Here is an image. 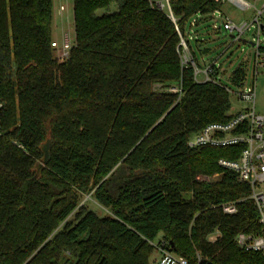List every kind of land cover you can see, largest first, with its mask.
<instances>
[{
	"label": "trees",
	"instance_id": "trees-1",
	"mask_svg": "<svg viewBox=\"0 0 264 264\" xmlns=\"http://www.w3.org/2000/svg\"><path fill=\"white\" fill-rule=\"evenodd\" d=\"M73 2L76 42L61 62L51 45L53 0H0V264H150L165 227L190 228L197 254L176 240L158 243L191 264L198 256L264 264L262 253L236 242L259 233L249 186L218 165L242 146L188 145L206 125L230 119V91L195 80L174 22L148 0ZM170 3L184 35L198 11L209 30L221 6ZM193 41L199 65L198 51L210 49L205 38ZM245 78L242 66L230 76L239 88ZM217 171L216 181L197 179ZM92 178L98 187L87 191ZM85 195L107 213L88 209ZM239 199L235 215L214 207ZM215 229L219 238L206 241Z\"/></svg>",
	"mask_w": 264,
	"mask_h": 264
},
{
	"label": "built area",
	"instance_id": "built-area-1",
	"mask_svg": "<svg viewBox=\"0 0 264 264\" xmlns=\"http://www.w3.org/2000/svg\"><path fill=\"white\" fill-rule=\"evenodd\" d=\"M161 11L167 13L175 24L178 32L179 52L183 64L191 63L194 67V76L197 82L215 81L221 84L219 77L214 78L216 69L219 68L217 60L212 61L205 66L203 70L194 61L189 47L190 40L199 39L198 28L203 26V20L207 15L200 11L196 12L187 25V33L184 35L178 24L177 18L173 13L170 0H148ZM222 5L229 2L243 11H252L253 17L248 21L239 23L234 22L226 16L221 8H217L210 17L212 30L215 32L224 31L230 33L234 41L246 42L251 44L255 50L254 58V81L251 85H243L237 93L238 98L247 105L235 114H230V119L226 122H214L206 125L201 131L192 135L188 140L190 147L199 146H242L240 155L237 159L221 158L218 165L224 170L233 171L237 175V180L249 186L250 193L247 197L256 208V222L259 227V233H239L236 236L237 244L247 251L260 252L264 257V115L256 111L257 99V77L259 71L264 68V0H215ZM61 11L65 10L62 5ZM255 28L256 33L247 41L244 35ZM52 47L58 52L59 61H65L73 47L71 36L64 32L61 42L52 41ZM203 74V80L198 78L199 73ZM223 85V84H221ZM227 90L229 88L225 86ZM172 92H182L179 87H172ZM4 103L0 100V110ZM2 131L0 128V137ZM201 182H211V176L207 174L200 175L197 178ZM90 198V196H88ZM244 199L223 202L216 209L226 215H235L239 212V206ZM160 253L159 258L154 264H191L184 256L169 251L164 247V243L158 244ZM197 264H202V258L198 256Z\"/></svg>",
	"mask_w": 264,
	"mask_h": 264
},
{
	"label": "rangeland",
	"instance_id": "rangeland-1",
	"mask_svg": "<svg viewBox=\"0 0 264 264\" xmlns=\"http://www.w3.org/2000/svg\"><path fill=\"white\" fill-rule=\"evenodd\" d=\"M54 11L60 7V5H63L65 7L66 13L69 16V20L66 22V26H63V32H61V26L58 28L59 31H56L53 27V41L61 42L62 36L64 32H68V34L71 36V40L73 44L76 42L75 37V25H74V12H73V0H54ZM117 6L115 4L111 5V9L115 10ZM222 12L231 18L234 22L239 23L242 21H250L253 17L252 11H243L236 7L235 5L225 2L221 6ZM104 9H100L98 11L99 14L104 13ZM210 24V31L206 36V43L203 46L204 49H210V52L207 53H200L198 51V62H199V68L203 70L206 65L211 63L212 61L217 60V63L220 68V76L219 79L221 83L230 89V101H231V107L229 110L230 114H235L242 110L247 104L242 102L238 98V91L239 87L235 86L231 80L230 76L232 75L233 71L238 68L239 66H242L246 72V78L244 83L246 85H251L254 81V58L256 50L255 48L246 42H239L234 41V39L231 37L230 33H226L224 31L215 33V31L212 30L211 27V21H209ZM205 27V26H204ZM203 30H206V27L203 28ZM256 29L251 28L245 35L244 38L247 41H250L251 38L255 35ZM191 47H195V42L193 40H190ZM55 56L58 55V52L56 49L54 50ZM203 74L200 72L198 75L199 80H203ZM257 99H256V111L260 114L264 115V68L259 71V75L257 77ZM156 87L162 91V92H170L171 88L168 87H162V85L158 84ZM174 87V86H173ZM172 92V91H171ZM40 165V163L38 164ZM203 175V173L198 174L197 178ZM207 175L211 176L212 181H216L220 178L221 173L219 171L214 173H208ZM95 179H91L90 186L88 187V190H96L98 186L95 184ZM86 192V191H85ZM89 195H85L83 197V202L86 201L87 208L90 210L95 211L98 215L104 216L107 211L104 209L95 199L88 198ZM194 221V220H193ZM191 222V224L193 223ZM190 224V227H191ZM201 236L205 235V231L201 230ZM221 235L219 229H215L213 232L206 235V241L208 242H214L219 236ZM165 238H164V237ZM160 239L169 241V240H176L178 242L179 246L184 251H193L194 254H197V241L195 238H193L190 234V228L185 233L182 232H175L172 228L165 227L164 230L159 234V236L154 240V242H151L153 246V251L150 256V264H154L157 259L160 256L159 250H158V242ZM175 253V252H174Z\"/></svg>",
	"mask_w": 264,
	"mask_h": 264
},
{
	"label": "crops",
	"instance_id": "crops-1",
	"mask_svg": "<svg viewBox=\"0 0 264 264\" xmlns=\"http://www.w3.org/2000/svg\"><path fill=\"white\" fill-rule=\"evenodd\" d=\"M54 2V0H53ZM62 5H60L61 7ZM222 6V5H221ZM220 6V8H221ZM60 7L57 8L55 11H54V8H53V23H52V28L54 27L56 31H59L60 29L58 28L59 26H61V32H63V26L65 27L66 26V22L70 19L68 14L66 13V10L64 11H61L60 10ZM222 10V9H221ZM210 30L206 29V30H203V26H202V33H203V36H201V38H205V33L207 34ZM53 32V30H52ZM215 33H218V32H215ZM206 37H209V36H206ZM206 39V38H205ZM202 81V80H201ZM245 85V83H244Z\"/></svg>",
	"mask_w": 264,
	"mask_h": 264
},
{
	"label": "water",
	"instance_id": "water-1",
	"mask_svg": "<svg viewBox=\"0 0 264 264\" xmlns=\"http://www.w3.org/2000/svg\"><path fill=\"white\" fill-rule=\"evenodd\" d=\"M202 264H212L211 262H209L208 260H206V259H203L202 260Z\"/></svg>",
	"mask_w": 264,
	"mask_h": 264
}]
</instances>
